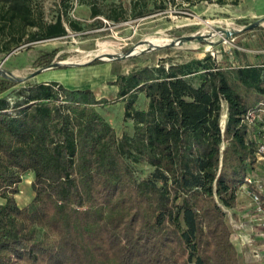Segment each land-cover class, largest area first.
<instances>
[{
    "label": "trees",
    "instance_id": "16d2710c",
    "mask_svg": "<svg viewBox=\"0 0 264 264\" xmlns=\"http://www.w3.org/2000/svg\"><path fill=\"white\" fill-rule=\"evenodd\" d=\"M88 3L95 19L127 18L123 8ZM0 32L10 51L68 28L62 15L46 21L33 0H0ZM235 63L211 53L161 59L119 74L114 100L50 81L29 83L12 102L1 95L12 85L1 82L0 264H240L226 209L237 208L257 163L243 120L264 99V62ZM118 100L132 135L120 137L100 110ZM138 163L152 177H138ZM27 172L34 196L20 206Z\"/></svg>",
    "mask_w": 264,
    "mask_h": 264
},
{
    "label": "rangeland",
    "instance_id": "374dc122",
    "mask_svg": "<svg viewBox=\"0 0 264 264\" xmlns=\"http://www.w3.org/2000/svg\"><path fill=\"white\" fill-rule=\"evenodd\" d=\"M89 1L95 2L99 8H123L127 11V18L116 22L105 15H100L95 19L91 16ZM160 1L167 5L165 9L155 7ZM243 1L232 3L229 0L228 4L221 5L219 2L210 3L204 0L196 5H189L186 0H72L66 7L62 0H33L34 5L42 9L46 21H54L58 15H62L68 34L20 47L12 45L10 51H7L5 47L9 36L0 32V83L8 82L12 85L1 95L10 98L12 102L22 100L20 89L34 83L33 75L40 70L59 73L77 66L81 72L79 75L85 77L86 88L93 89L98 98L107 97L114 100L117 94L112 91L115 89L113 81L119 74L155 65L161 59L181 62L211 53L220 60L229 59L236 62L235 64H242L237 62H241L243 47H247V40L258 38L260 35L264 38V2L250 4L249 10L255 11L256 14L247 19V16H239V12L247 13V2ZM140 9L148 11L147 14L135 16L134 13ZM69 20L78 21L82 29H72L68 24ZM98 20H102L103 23ZM36 29L28 27L26 31ZM151 35H164L170 41L143 42ZM139 44L140 47L136 50ZM147 47L148 49H144ZM54 50L56 52L48 56V53ZM95 60L98 62L95 63ZM54 63L64 64L52 66ZM138 101L141 105L144 98L141 96ZM117 102L120 100L100 110L108 117H115L121 113V107ZM227 115V103L224 102L221 119L223 127ZM114 123L120 135L128 127V120L122 115ZM135 166L138 177H152L154 168L149 164L138 163ZM256 168L264 173V163L257 161ZM33 178L32 172L23 174V180L19 184L20 191L16 194L20 206L29 203L34 196ZM238 200L236 209L226 210L233 232L232 238L240 250L241 263L247 264L248 259L250 263L264 264L263 258L256 256L255 252L262 250L256 247L250 250L247 244L248 228L245 216L247 194H239ZM3 202L5 200L0 196V203ZM239 235L242 240H238Z\"/></svg>",
    "mask_w": 264,
    "mask_h": 264
},
{
    "label": "built area",
    "instance_id": "2783aa9c",
    "mask_svg": "<svg viewBox=\"0 0 264 264\" xmlns=\"http://www.w3.org/2000/svg\"><path fill=\"white\" fill-rule=\"evenodd\" d=\"M243 121L247 126L249 138L255 141L257 161L264 163V99L255 108L247 111ZM239 194H247L248 197L245 213L247 244L262 250L255 252L264 262V173L253 168L241 184ZM240 236L237 237L238 240H242Z\"/></svg>",
    "mask_w": 264,
    "mask_h": 264
},
{
    "label": "crops",
    "instance_id": "0c3cea01",
    "mask_svg": "<svg viewBox=\"0 0 264 264\" xmlns=\"http://www.w3.org/2000/svg\"><path fill=\"white\" fill-rule=\"evenodd\" d=\"M201 1H204V0H201ZM207 1L210 3H216L217 2V0H212V1L207 0ZM224 1H225V3H221V5H226L229 2V0H224ZM234 1L238 2V0H230V2L236 3ZM243 2H247V13L239 12V16H241V17L247 16V19H248V18H251L252 16H254L256 14L255 11L249 10V5L250 4L253 5L256 2H264V0H244ZM186 3L189 4L188 2H186ZM196 4H194V5H196ZM248 26L249 25H247V27ZM243 50L244 51H243V55L241 57V62H237V63L249 64V63H262V62H264V38H262L261 35L258 36V38L257 37H255L253 39L249 38L247 40V47H243ZM52 71H54V70H52ZM48 72H51V71L50 70H42L39 72H35L33 75L34 83H41V82L47 83L50 81H58V82L64 84L66 87H69V88H74V89L86 88L85 87V77H82L79 75L81 72H80L79 67H77V66L69 67V68H67L64 71L59 72V73H48ZM114 87H115V89H113L112 91H114L117 94L118 86L115 85ZM117 103L121 107V113L120 114L124 117V119H126L125 118V101H120ZM102 113L104 114V116L108 119V121L113 126H115L114 122H116L119 119V117L121 116L120 114H118L115 117H108L107 114H105L104 112H102ZM126 120H128V123H127L128 127L125 128L124 131H122L121 135L118 133V135H120V137H122L124 134L132 135L134 132L133 121L131 119H126ZM235 244L237 246V249H238L239 255H240V250H239L238 244L236 242H235ZM251 249H253V246H250V250ZM240 264H242L241 260H240ZM247 264H255V263H250L247 259Z\"/></svg>",
    "mask_w": 264,
    "mask_h": 264
},
{
    "label": "bare ground",
    "instance_id": "6f19581e",
    "mask_svg": "<svg viewBox=\"0 0 264 264\" xmlns=\"http://www.w3.org/2000/svg\"><path fill=\"white\" fill-rule=\"evenodd\" d=\"M164 36V35H163ZM163 36H147V38H145L144 40H143V42H152V43H167L168 41H170V39L169 38H166L165 36L163 37ZM141 44V43H140ZM140 44L136 47V50H138L139 49V47H140ZM144 49H148V47L147 48H144ZM134 50V49H133ZM111 51V50H110ZM133 52V51H132ZM95 53V52H94ZM63 62H67V63H70L69 61H63Z\"/></svg>",
    "mask_w": 264,
    "mask_h": 264
},
{
    "label": "water",
    "instance_id": "95a60500",
    "mask_svg": "<svg viewBox=\"0 0 264 264\" xmlns=\"http://www.w3.org/2000/svg\"><path fill=\"white\" fill-rule=\"evenodd\" d=\"M182 40H184V39H182ZM169 44H171V43H169ZM155 46H159V45H155ZM64 63H54V64H52V66H59V65H63ZM40 71H42V70H40Z\"/></svg>",
    "mask_w": 264,
    "mask_h": 264
}]
</instances>
